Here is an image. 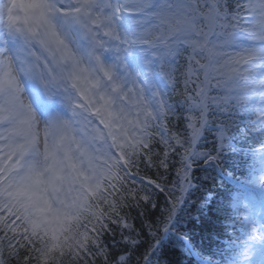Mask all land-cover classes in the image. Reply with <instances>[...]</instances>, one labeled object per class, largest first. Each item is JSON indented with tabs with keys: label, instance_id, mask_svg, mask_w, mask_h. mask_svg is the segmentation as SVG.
Segmentation results:
<instances>
[{
	"label": "snow or ice",
	"instance_id": "1",
	"mask_svg": "<svg viewBox=\"0 0 264 264\" xmlns=\"http://www.w3.org/2000/svg\"><path fill=\"white\" fill-rule=\"evenodd\" d=\"M0 26L16 38L13 54L0 44V139L38 142L37 114L25 98L29 86L42 106L59 89H71L74 98L62 101L71 116L49 112L46 145L53 133L60 142L78 137L117 169L123 192L91 246L97 258L104 264L166 261L173 239L164 237L181 236L177 210L194 190V210L211 206L200 208L198 219L184 217L187 231L198 230L205 241L194 243L199 258L188 264H212L221 247L213 239L221 234L220 210L203 181L196 188L192 169L212 165L226 148L234 151L237 136L264 142V0H0ZM177 121L190 133L176 129ZM209 133L214 142L200 150ZM174 156L180 168L170 182L164 178ZM147 168L157 169L160 179L141 175ZM35 179L42 182L39 173ZM157 192L171 200L163 209ZM148 206L159 214L155 222L140 220ZM45 223L56 248L60 217ZM117 233L119 241L109 242ZM17 258L21 249L11 242L7 257L0 251V264Z\"/></svg>",
	"mask_w": 264,
	"mask_h": 264
},
{
	"label": "trees",
	"instance_id": "2",
	"mask_svg": "<svg viewBox=\"0 0 264 264\" xmlns=\"http://www.w3.org/2000/svg\"><path fill=\"white\" fill-rule=\"evenodd\" d=\"M253 141V139L244 137V136H237L235 142V145L238 147V150L230 155H224L220 162V171L221 175L216 174L215 168L212 169H205L200 174H197L195 176L196 185L197 188H201L200 182L203 181V185L206 188H209L211 190L210 192V199L214 198L216 200V204L219 208L218 215L220 218L216 221L217 228L221 229V234L219 236H214L213 239L216 241L217 244L220 246H224L223 240H229L230 234L232 233L228 229L227 221L229 217V209L226 204L227 201V190L228 186L230 184L224 180L223 176L230 175V176H236L238 173L245 169L246 163L248 161V156L245 154L246 147ZM159 148V146H156ZM175 157V156H174ZM172 161V166L168 170L167 176L164 178L167 181L174 182L177 179V167L179 164V157H175ZM180 166V164H179ZM163 169H159V172L163 173ZM141 175H146L148 178H151L153 180H158L160 177L157 175V169L155 168H147L144 169L141 172ZM172 183L168 184L169 188H172ZM123 189L118 191L116 195L112 198V201L108 203V209L106 210V216L108 219L109 214L112 212L114 205H117L120 200V195L122 194ZM198 197V193L193 191L192 196L188 198L187 200L189 202H196V199ZM156 203L160 206L161 209L165 206V204H170L171 200L168 198L165 194L157 192L156 195ZM193 205L188 204L184 211H181L179 215L180 224L184 226H188V223L190 222V219H198L200 216L199 209L200 208H206L210 207L211 205H197L196 209L194 210ZM138 209H130V212L133 216H136L138 214ZM156 209L148 206L145 209V215L140 216V220H145L146 222H155L159 214L157 213V216H153L152 213L155 212ZM205 215H207V211H205ZM184 217H189L190 219H184ZM1 223V220H0ZM135 223H139V221H136ZM185 227V231L189 234L190 237H192L195 240V243H205V241H202L199 239L200 232L198 230H192L187 231L188 227ZM22 230V224L17 223L14 227L10 225H1L0 224V232H1V247L2 252L4 253L5 257L8 255V245L9 242H11L14 245H18L21 249V258H17L16 260H9V264H104V262L101 259L97 258V253L92 250L91 246L93 242L97 239H91L89 240V243L85 244L82 248H76L72 249L71 252H65L60 253L59 255H55L54 257L43 260V258L40 256L39 251L33 248V245L29 244L24 240V235ZM142 235L145 237V245L147 247V244L150 243L151 237L148 236L147 232L145 231L142 233ZM109 242H111L113 239L115 241H119V234L115 237H108ZM193 241V240H192ZM182 245V242L180 241H173L172 245L169 248V251L167 253L166 261H161V264H188L189 260H195L192 258L190 252L185 249L183 250L180 246ZM34 249V250H33ZM116 250L119 251V247H116ZM145 249H140L139 252L136 255V258H139L140 255L143 254ZM222 249L218 250L220 252ZM161 252H163V249H161ZM71 254V256H69ZM73 254H76L77 257L75 259L73 258ZM69 258H73L68 260Z\"/></svg>",
	"mask_w": 264,
	"mask_h": 264
},
{
	"label": "bare ground",
	"instance_id": "3",
	"mask_svg": "<svg viewBox=\"0 0 264 264\" xmlns=\"http://www.w3.org/2000/svg\"><path fill=\"white\" fill-rule=\"evenodd\" d=\"M41 115H37V123H38V130H39V137L38 142H35L31 145L22 146L23 141L20 137L15 138H5L4 142H0V152L8 151V150H14L15 157L11 161L13 164L19 162V160L22 159L23 161V172L26 177H28L30 180L34 181L36 184H40L36 182L35 176L38 172H40V180L42 183L47 181L49 186H52L53 182L55 181V170H57L60 166V164L63 162L64 159H67V154L64 152L63 145L65 142H60L53 133L50 135L47 139L51 141V147H49L48 143L45 146L43 142H45V136H44V129L46 127V120L48 116L45 113H42ZM74 142L73 140L67 141V143ZM46 144V143H45ZM46 147L47 151L49 153L48 156H46ZM74 151V150H73ZM40 153H42L43 156V163H44V169L41 171L39 167L37 166L36 161L40 160ZM67 164V162H66ZM44 174V176H43ZM50 189L53 192V188L50 187ZM42 220H51L53 218V213L48 210L44 209V212L42 213Z\"/></svg>",
	"mask_w": 264,
	"mask_h": 264
},
{
	"label": "rangeland",
	"instance_id": "4",
	"mask_svg": "<svg viewBox=\"0 0 264 264\" xmlns=\"http://www.w3.org/2000/svg\"><path fill=\"white\" fill-rule=\"evenodd\" d=\"M68 155H69V153H68ZM81 155H82V151H81ZM70 156V155H69ZM70 161H71V164H72V168H80L81 167V165H80V163L83 161V160H78L77 158H75V157H71V159H70ZM71 175H72V172H71ZM64 176H63V180L62 181H60L59 182V184H63V181H64ZM10 188L12 189V190H14V192L16 191V192H22V190H20L19 189V182L16 180V179H14V178H11V181H10ZM15 192V193H16ZM25 193H27L26 191H25ZM65 194V189H63L62 191H61V193H60V196H63ZM12 212H22V213H24V211L22 210V209H20V208H16V207H14L13 209H12ZM36 221H38V219H36ZM63 230H65V228H63ZM248 264H250V263H248Z\"/></svg>",
	"mask_w": 264,
	"mask_h": 264
}]
</instances>
